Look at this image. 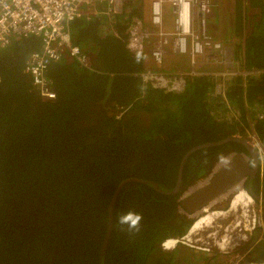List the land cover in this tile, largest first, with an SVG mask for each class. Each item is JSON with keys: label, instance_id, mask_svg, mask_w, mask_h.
<instances>
[{"label": "trees", "instance_id": "trees-1", "mask_svg": "<svg viewBox=\"0 0 264 264\" xmlns=\"http://www.w3.org/2000/svg\"><path fill=\"white\" fill-rule=\"evenodd\" d=\"M149 3L124 0L119 13H107L105 3L83 9L69 30L85 65L63 53L47 66L51 101L23 71L41 40L15 37L0 50V264H227L217 253L193 256L160 244L189 230L181 192L233 143L192 153L177 194L124 185L100 256L120 181L138 178L171 191L189 149L246 130L264 151V0H233L226 38L239 73L188 75L179 91L144 79L156 71L146 49L130 46L133 29L149 25ZM216 79L224 83L221 94ZM252 192L262 199L264 224V174ZM245 260L264 264V235Z\"/></svg>", "mask_w": 264, "mask_h": 264}, {"label": "built area", "instance_id": "built-area-1", "mask_svg": "<svg viewBox=\"0 0 264 264\" xmlns=\"http://www.w3.org/2000/svg\"><path fill=\"white\" fill-rule=\"evenodd\" d=\"M123 2L124 0H0V50L15 37L39 38L41 48L29 55L23 71L42 99L54 100L55 93L51 88V83L45 78L47 66L51 62L58 61L63 53L68 54L82 65H85L86 61L81 49L71 42L69 25L81 16L83 9L84 11L93 9L94 5L105 3L107 12L119 13ZM165 4L173 15L172 31H165L161 28L164 21L163 7ZM208 13V0H150L148 22L154 29L153 36L157 38L150 51L152 61L160 64L166 48L178 54L188 52L187 38L190 39L189 52L192 55L202 57L207 49L224 55V49L220 47V44L210 42L204 32L203 18ZM135 34L136 27L132 31L130 46L134 50H140L141 41L148 34L147 32L139 33L140 40L135 39ZM236 73L239 72H232L226 76ZM247 73L251 72L243 74ZM191 75L200 74L192 73ZM220 76L223 77V75ZM217 88L216 84V94H221L223 89L219 93ZM246 138L256 149L260 157V167L264 171V151L253 134ZM262 222L261 212L257 215L252 214L250 229L254 230L257 226L262 228ZM171 239L176 242L174 246L170 249L164 248L165 243ZM183 239L184 236L166 239L160 244V248L163 251L173 250L177 245L182 244ZM222 243L216 246L222 249ZM232 264L240 263L235 261Z\"/></svg>", "mask_w": 264, "mask_h": 264}, {"label": "rangeland", "instance_id": "rangeland-1", "mask_svg": "<svg viewBox=\"0 0 264 264\" xmlns=\"http://www.w3.org/2000/svg\"><path fill=\"white\" fill-rule=\"evenodd\" d=\"M95 11H96L95 9L91 10L90 13ZM208 11H209L208 15L204 16L203 18L205 22L204 32L207 35L206 37L209 38L210 42L215 44L216 43L220 44V47L224 49L225 56L214 50H209V49L204 51L202 57H197L195 55H192L189 52L190 39L187 38L186 43L188 45V52L184 54H178L170 50V48H166L165 49L166 55L165 54L163 55L160 64H156L152 61L150 57V51L152 49V45L157 41V38L153 36L154 29L150 26V24L142 29L141 27L140 28L136 27L135 39L140 40L139 33L147 32L148 34L147 37H144L142 39L141 48H144L147 51V54L149 56L148 57L149 68L156 71V72L149 71L144 73L143 74L144 79L146 80L149 79L153 84L158 85L162 88L179 91L183 87V83H184L183 77L191 75L192 73L193 74L203 73V75L208 74V75H213L215 77L223 75V77L226 78L227 74L235 72L233 70L235 65L232 59L233 53L230 46V44L232 43L229 39L226 38V35L228 34L226 32V26L229 25L231 27L232 25L231 22L233 15V0H211V1L208 0ZM163 14H164V21L161 27L162 30L172 31L173 15L170 11V8L166 4L163 7ZM148 16H149V9H148ZM231 33L233 32L231 31L229 34ZM160 79H162L163 81ZM216 84L218 85L217 92L220 93L224 87V83H222L220 79H216ZM245 133L247 137L250 136L248 130H246ZM204 181L205 180L203 177V183ZM197 184L201 185L202 182ZM219 210H224V209L219 208ZM260 212L262 213L260 203L259 202L256 203L253 201L251 211L249 210L248 213L247 211L246 213H244L247 214L248 217L250 216L249 222L248 223L246 222L244 224L247 230L248 229L251 230L250 227H251L252 214L257 215L260 214ZM200 213L201 212H198L193 217H189V218L193 219L194 222V220ZM240 214L238 213L237 215L238 219H240L241 217ZM245 218H247L246 215ZM238 219L235 220V224L238 223L237 222ZM235 224H233V226ZM215 225H219V223L218 224L216 223ZM236 228H237L236 229L237 233L234 235H229L227 232H225L222 234L217 233V235L215 234L211 236L210 234H212L213 232H209V231L207 232L208 228H205V230L198 231L199 233L196 232L195 234H192V236H189V238L187 237L188 235L187 234L188 231H187L186 234L184 235L182 244H179L176 247L183 249L184 252L190 253L193 256L199 254L211 255L213 253H217L222 257H226L223 258L222 260L226 259L227 264H232L235 261H239L240 264L247 263L245 262L246 261L245 259L250 255L253 244L256 242V240H259L264 235V224L262 222V228L257 226L255 227L254 230L247 231L249 235H246V232H244L242 228L239 227ZM243 239L244 242L241 245H238V241ZM221 240H224V242ZM230 241L232 242L230 243L232 245L231 246L227 245V247L228 249L231 247L233 248L230 252L231 256L229 254L226 255L224 253V249H219L216 246V244L218 243L221 244V242H223L222 243L223 246L226 247V243H229ZM169 251L171 252L172 250ZM228 255L230 257H227ZM193 256L191 257L190 263L195 262ZM178 264H186V262L178 263Z\"/></svg>", "mask_w": 264, "mask_h": 264}, {"label": "water", "instance_id": "water-1", "mask_svg": "<svg viewBox=\"0 0 264 264\" xmlns=\"http://www.w3.org/2000/svg\"><path fill=\"white\" fill-rule=\"evenodd\" d=\"M226 141H236L246 147V140L238 136H230L221 142L207 143V144H202V145H198V146L191 148L183 156L184 158L182 157L183 160L181 161V164L179 167L175 186L171 191H163L158 187L156 183L138 179V178H127V179L120 181L117 187L115 188L112 194L111 200L109 202L107 229H106L103 241H102L100 256L104 254V250L107 245L109 235L111 232L113 205L115 203V200L117 198L119 191L124 185L128 183L150 184L151 187L155 191L161 194H167V195L177 194L182 189L181 188L182 187L181 186V168L186 158L196 150H199V149H202L208 146L218 145ZM249 173L250 171L248 169L247 163L242 155L237 154L233 156L231 159H228V160L226 159L224 164H222L220 168H218L211 176L205 179L204 183H202L199 186H196V188L194 189H189L190 187H188L187 189L183 190L179 196V205L183 209L187 217H193L198 212H202L203 209L208 206L212 207L210 209L219 210L215 208V206L217 205L218 200L222 198H224L223 200L224 205L222 209H225L227 208L228 203L231 200L232 191L235 190L236 187L238 189H242V188H239V185L241 184L244 176ZM250 197L254 201L262 202V199L259 195H253V196L250 195ZM215 222L220 223L222 221L220 219H217L215 220Z\"/></svg>", "mask_w": 264, "mask_h": 264}, {"label": "flooded vegetation", "instance_id": "flooded-vegetation-1", "mask_svg": "<svg viewBox=\"0 0 264 264\" xmlns=\"http://www.w3.org/2000/svg\"><path fill=\"white\" fill-rule=\"evenodd\" d=\"M230 136H238V137H241V138H243L244 140H246V147L244 146V145H242L241 143H239V142H236V141H226V142H223V143H220V144H218V145H214V146H208V147H204V148H202V149H205V148H210V147H215V146H221V145H224V144H227V143H233V144H236L237 146H236V148H232V147H228L227 148V150H226V153H224V155H223V157L221 158V159H219V160H217L215 163H213L212 165H210V167L208 168V169H206L205 171H204V174L200 177V180L198 179V181L194 184V185H192V186H190V188L189 189H194V188H196V186H199L197 183H200V182H202L203 183V177H204V180H205V178L207 179L209 176H211L218 168H220V166L222 165V164H224V162H225V160L227 159H231L233 156H235V155H237V154H240V155H242L243 156V158L245 159V161H246V163H247V166H248V169H249V171H250V173L249 174H246L245 176H244V178H243V180H242V182H241V184L239 185V188H242V190L244 189L246 192H247V194L250 196H253V195H256V194H254L252 191H253V188H254V185H255V181L256 180H258V178H261L262 177V175H263V170L261 169V162H260V157H259V155H258V153H256L257 151H256V149L253 147V145L249 142V140L247 139V138H245L246 136L245 135H239V134H234V135H230ZM230 136H227V137H225V138H223V139H221V140H219V141H217V142H221V141H223V140H225L226 138H228V137H230ZM243 136V137H242ZM217 142H212V143H217ZM211 143V142H210ZM205 144H207V143H205ZM190 150V149H189ZM188 150V151H189ZM199 150H201V149H199ZM196 151H198V150H196ZM196 151H194V152H196ZM193 152V153H194ZM186 154V153H185ZM191 155V154H190ZM189 155V156H190ZM188 156V157H189ZM207 155L206 154H204L203 153V159H205V157H206ZM187 157V158H188ZM184 158V157H183ZM183 158H181V160L179 161V164H178V166H177V171H176V179H177V175H178V171H179V167H180V164H181V161L183 160ZM187 158H186V160H187ZM185 160V161H186ZM185 161H184V163H183V165H182V168H181V178H182V172H183V167H184V164H185ZM201 161V160H200ZM175 182H176V180H175ZM174 186H175V183H174V185H173V188H174ZM181 186H182V183H181ZM172 188V189H173ZM182 188V187H181ZM235 189H237V187L235 188ZM234 191V190H233ZM252 199V198H251ZM253 200V199H252ZM178 202H179V199H178ZM254 202H259V201H254ZM260 204H261V202H259ZM223 205H224V203H223V201H221V202H218V204L215 206V208H217V209H222V207H223ZM179 212L180 213H182V214H185V212L183 211V209L180 207V205H179ZM249 212V211H248ZM233 215V216H232ZM237 215H238V213L237 214H231L228 218H226L224 221H222V222H220L219 223V225H214V226H212V227H210V228H208L207 229V232L209 231V232H214V233H212V234H210V236L211 235H217V233L218 234H222V233H225V232H227L229 235H234V234H236L237 233V231H236V227H239V228H242V230L244 231V232H246V235H249V233L247 232V231H249V229L247 230L246 228H245V223L247 222H249V219H250V216L248 217V215L246 216L247 218H242V217H240V220L238 219V223H236L235 224V220L237 219ZM236 218V219H235ZM234 220V221H233ZM233 222V223H232ZM232 223V224H231ZM218 224V223H217ZM233 224H235L234 226H233ZM239 224V225H238ZM227 230V231H226ZM223 242H224V240H223ZM244 242V239L243 240H239L238 241V245H241L242 243ZM231 243V242H230ZM230 243H228V244H230ZM227 243H226V247L225 246H223V248L222 249H224V253L227 255V254H231L230 252H231V250L233 249L232 247L231 248H229L228 249V247H227V245H228ZM225 245V244H224ZM229 246H231V244L229 245ZM227 256V257H230V256ZM226 258V257H225ZM243 264H247V263H243Z\"/></svg>", "mask_w": 264, "mask_h": 264}, {"label": "bare ground", "instance_id": "bare-ground-1", "mask_svg": "<svg viewBox=\"0 0 264 264\" xmlns=\"http://www.w3.org/2000/svg\"><path fill=\"white\" fill-rule=\"evenodd\" d=\"M211 1V0H210ZM104 9V8H101ZM108 13V12H107ZM101 14V13H99ZM98 14V15H99ZM104 14V13H103ZM166 55V54H165ZM178 76V75H177ZM149 80V79H148ZM162 80V79H160ZM155 81V80H154ZM163 81V80H162ZM155 83V82H154ZM157 83V82H156ZM159 84V83H158ZM40 99V98H39ZM243 137V136H242ZM246 138V137H245ZM257 153V152H256ZM264 174V173H263ZM263 176V175H262ZM224 198L219 199L218 202L223 201ZM253 201L251 197L242 189H235L232 191V197L231 200L228 203L227 208L224 210H213L210 209L212 207L208 206L203 209V211L196 217L194 222L192 223L191 228H189V232L187 237L192 236V234H195L196 232L200 230H205V228H210L215 225V220L220 219L221 221H224L226 218H228L231 214H237L242 213L240 216L245 218V215L247 216L248 211H251ZM217 202V204H218ZM258 203V202H256ZM251 214V213H250ZM239 217V216H238ZM236 219V218H235ZM238 219V218H237ZM240 220V219H239ZM234 221V220H233ZM233 223V222H232ZM231 223V224H232ZM239 225V224H238ZM250 227V226H249ZM227 231V230H226ZM203 232V231H202ZM214 233V232H213ZM197 235V234H196ZM227 235V234H226ZM203 236V235H202ZM241 238V237H240ZM175 239V238H174ZM221 239V238H220ZM239 239V238H238ZM242 239V238H241ZM231 240V239H230ZM223 241V240H221ZM200 242V241H199ZM231 242V241H230ZM229 242V243H230ZM175 240L171 239L168 242L165 243L164 248L170 249L175 244ZM232 243V242H231ZM228 244V243H227ZM230 245V244H228ZM232 245V244H231ZM211 246V245H210Z\"/></svg>", "mask_w": 264, "mask_h": 264}]
</instances>
